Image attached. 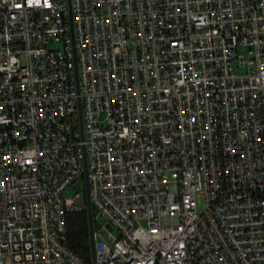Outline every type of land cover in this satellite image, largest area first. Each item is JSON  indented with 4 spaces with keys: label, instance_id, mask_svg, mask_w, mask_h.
Instances as JSON below:
<instances>
[{
    "label": "built area",
    "instance_id": "2783aa9c",
    "mask_svg": "<svg viewBox=\"0 0 264 264\" xmlns=\"http://www.w3.org/2000/svg\"><path fill=\"white\" fill-rule=\"evenodd\" d=\"M85 172L96 264H264V0H0V264Z\"/></svg>",
    "mask_w": 264,
    "mask_h": 264
},
{
    "label": "trees",
    "instance_id": "16d2710c",
    "mask_svg": "<svg viewBox=\"0 0 264 264\" xmlns=\"http://www.w3.org/2000/svg\"><path fill=\"white\" fill-rule=\"evenodd\" d=\"M67 236L70 247L82 256L89 264H93V249L90 236L88 209H70L66 211Z\"/></svg>",
    "mask_w": 264,
    "mask_h": 264
},
{
    "label": "rangeland",
    "instance_id": "374dc122",
    "mask_svg": "<svg viewBox=\"0 0 264 264\" xmlns=\"http://www.w3.org/2000/svg\"><path fill=\"white\" fill-rule=\"evenodd\" d=\"M242 52H245V51H242ZM78 180L79 181L75 185L69 186L64 191V195L69 199H73L74 201V206L72 207V209H79L81 207L87 206V199L85 198L84 176L80 177ZM77 193H80L79 196H77ZM199 202H200V207H201L204 201L202 197L200 196H199ZM97 226L99 227V224Z\"/></svg>",
    "mask_w": 264,
    "mask_h": 264
},
{
    "label": "water",
    "instance_id": "95a60500",
    "mask_svg": "<svg viewBox=\"0 0 264 264\" xmlns=\"http://www.w3.org/2000/svg\"><path fill=\"white\" fill-rule=\"evenodd\" d=\"M85 179H86L87 209H88V217L90 221V236H91L92 249H93V264H96V255L94 253L95 250L94 217H93V208H92L91 199L89 198V179H87V172H85Z\"/></svg>",
    "mask_w": 264,
    "mask_h": 264
}]
</instances>
